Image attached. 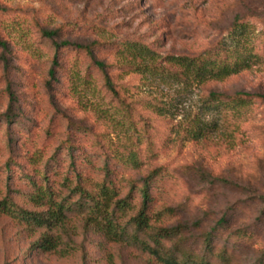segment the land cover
I'll list each match as a JSON object with an SVG mask.
<instances>
[{
	"label": "rangeland",
	"instance_id": "obj_1",
	"mask_svg": "<svg viewBox=\"0 0 264 264\" xmlns=\"http://www.w3.org/2000/svg\"><path fill=\"white\" fill-rule=\"evenodd\" d=\"M0 2L6 7L0 12V41L7 42L6 47L0 43L3 192L10 189L25 204L24 193L33 188L32 179L42 182L38 171L54 157L62 170L71 169V175L75 169L95 179L104 177L108 165L124 192L153 169L164 167L165 176L156 180L152 193L157 206L181 209L167 224L188 226L181 237L184 250L205 255L215 264H264V101L208 111L201 103L202 95L212 90L232 96L239 91L264 94V59L205 85L161 78L143 83L140 74L110 66L116 61L113 45L95 46V58L74 45L58 46L64 40L92 44L100 38L101 27L108 30L104 36L115 42L146 43L167 65L166 56L195 55L223 38L233 44L228 32L239 16L250 24L249 40L264 35V0ZM43 28L59 33L48 37ZM260 52L264 54V41ZM96 59L109 65L122 95L129 94L124 93L129 88L135 98L157 96L167 116L139 103L133 120L119 128L116 122L125 120H109L98 112L112 113L122 103L108 91ZM197 114L203 122L217 124L210 127L209 140L195 141L184 131ZM131 124L136 131L129 128ZM222 135L232 136L237 143L221 142ZM124 137L130 138L143 162L140 168L114 156V150L126 152ZM38 152L41 161L33 165L30 158ZM136 199L142 200L140 191ZM223 217L226 222L219 225ZM76 226L75 239L85 247L88 259L82 252L61 257L31 251L37 235L30 236L10 217L0 215V264H105L102 236L87 232L79 221ZM211 233L212 252L206 243ZM108 249L113 264H148L134 248L110 244Z\"/></svg>",
	"mask_w": 264,
	"mask_h": 264
},
{
	"label": "trees",
	"instance_id": "obj_2",
	"mask_svg": "<svg viewBox=\"0 0 264 264\" xmlns=\"http://www.w3.org/2000/svg\"><path fill=\"white\" fill-rule=\"evenodd\" d=\"M5 9L0 2V12ZM248 27L249 22L239 16L228 32L233 38V44H228L223 38L195 55L166 56L164 61L167 65H163V61L157 59V52L146 43L136 40L115 42L104 36L108 30L101 27L97 30L100 38L92 44L64 40L58 46L74 45L86 50L95 58V46L113 45L116 61L110 66L140 74L143 83H148L153 78H161L170 82L181 80L186 84L198 81L200 85H205L211 81L225 80L264 59V54L260 52L264 35L256 36L253 41L249 40L246 36ZM42 31L48 37H54L59 33V30L55 29L43 28ZM0 43L7 46L6 41ZM94 62L104 73L108 91L122 103V107L116 106L112 113L103 109L97 111L105 113L104 116L109 120H125L116 122L119 128L133 120V110L139 103L160 116H167L166 107L157 96L135 98V94H132L129 88L124 89V93L129 94L122 95V91L117 88L116 82L108 72L109 65L97 59ZM54 63L58 64L57 59ZM51 73L53 74L54 70ZM128 97H131L130 101ZM201 99L203 110L208 111L221 109L227 105L234 108L235 105L240 106L243 103L251 106L254 100L264 101V94L239 91L232 96L212 90L202 95ZM190 120L194 121L184 128L190 139L202 141L211 138L209 130L210 127L217 126L216 122H212V125L205 123L199 114ZM129 128L136 131L135 124ZM124 138L127 141L123 146L126 152L114 150V156L124 164L140 168L143 162L131 146V137ZM219 140L232 146L237 143L232 136L229 138L222 135ZM41 157V153H34L30 158L31 163L39 164ZM55 159V157L49 159L42 172L38 171L42 176V182L32 179L33 188L24 193L25 204L17 201L10 189L3 192L0 188V215L10 217L30 236L37 235L31 244V251L54 253L61 257L82 252L84 258L88 259L85 247L75 239L79 234L76 226L79 221L87 232L102 236L104 241L100 247L104 251L105 264H113V254L108 249L110 244L134 248L144 255L148 264H215L209 257L198 256L181 247V237L188 226L167 224L180 215L181 209L165 204L156 205L152 189L156 180L164 178V167L153 169L142 182H133L129 191L124 192V186L111 177L112 170L108 165L104 168V177L95 179L75 169L71 175V169L62 170ZM138 191L142 196L140 201L136 199ZM225 222L226 218L223 217L219 220V225ZM213 238V233L206 236L207 247L211 252Z\"/></svg>",
	"mask_w": 264,
	"mask_h": 264
}]
</instances>
